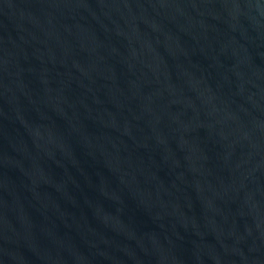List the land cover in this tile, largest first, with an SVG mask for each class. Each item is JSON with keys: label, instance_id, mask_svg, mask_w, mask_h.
I'll return each mask as SVG.
<instances>
[{"label": "water", "instance_id": "water-1", "mask_svg": "<svg viewBox=\"0 0 264 264\" xmlns=\"http://www.w3.org/2000/svg\"><path fill=\"white\" fill-rule=\"evenodd\" d=\"M0 264H264V0H0Z\"/></svg>", "mask_w": 264, "mask_h": 264}]
</instances>
